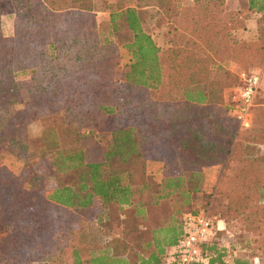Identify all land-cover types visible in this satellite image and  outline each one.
Instances as JSON below:
<instances>
[{
    "label": "trees",
    "instance_id": "16d2710c",
    "mask_svg": "<svg viewBox=\"0 0 264 264\" xmlns=\"http://www.w3.org/2000/svg\"><path fill=\"white\" fill-rule=\"evenodd\" d=\"M11 1L13 34L0 35V150L24 161L19 175L0 162V264H15L18 249L24 251L20 264H33L28 242L49 220L69 249L70 264H164L166 248L180 235L182 215L191 211L185 209L186 175L196 191L209 166L218 167L214 189L227 197L231 212L264 204V102L258 96L264 85L256 89L251 126L240 129L227 114L232 83L212 77L192 50L158 49L143 23L149 7L175 22L188 14L194 41L227 55L230 71L251 69L247 65L259 59L264 64L263 28L254 41L228 43L223 26L208 19L217 0H205L198 10L194 3L176 9L172 0H117L108 28L131 35L124 43L131 60L117 80L111 75L110 42L87 25L93 0ZM247 8L264 16V0H247ZM25 71L31 77L29 101L21 99L15 81ZM158 92L162 96L155 97ZM58 109L63 126L110 113L109 132L95 140L92 128L58 129L53 121L31 135L48 157L42 168L32 167L26 158L35 151L24 124L36 116L53 120ZM94 150L100 152L97 159L90 157ZM147 159L164 164L159 184L145 178ZM95 203L107 209L103 226L86 217ZM68 215L75 217V229L65 222ZM54 250L36 262L59 263ZM207 250L214 254L211 263L220 260L214 245ZM234 263L251 262L238 256Z\"/></svg>",
    "mask_w": 264,
    "mask_h": 264
},
{
    "label": "rangeland",
    "instance_id": "374dc122",
    "mask_svg": "<svg viewBox=\"0 0 264 264\" xmlns=\"http://www.w3.org/2000/svg\"><path fill=\"white\" fill-rule=\"evenodd\" d=\"M117 0H93L92 11L88 14V27L95 28L98 32L99 39L109 41L114 54L111 60L112 68V78L117 80H122L123 72L126 66L130 63L131 57L129 52L124 46L130 39V32L119 31L117 33L112 32L108 28V12L115 4ZM174 2L175 8L178 9L181 6H191L193 3L196 10L198 6L200 7L205 3V0H172ZM217 7L214 10L208 12V19L211 21H218L224 28V37L228 43L240 42V41H254L257 39V29L261 27L264 29V22L257 24L256 20L260 17V20H264V16L261 17L262 13H257L254 10L247 8V0H217ZM150 10L145 16L143 29L152 38L158 49L164 50L169 47H175L177 49L192 50V53L206 64L207 70L211 73V76L215 79L224 77L226 83H232L234 81V71L229 69V57L226 55H218L212 50H208L194 41V37L191 35L190 31L187 29L189 26V15H183V17L178 16L177 22L173 21L172 18L166 19L162 18L163 14L155 7H149ZM199 17V11L196 13ZM15 18L14 6L11 0H0V35L3 37H9L13 34V19ZM172 19V20H171ZM185 27L186 29H184ZM204 56L209 57L210 62L203 61ZM248 68H261L264 69V64L261 59L256 63L248 64ZM199 68V66H198ZM228 69V70H227ZM15 81L19 87L21 93V99L23 101H29V85L31 83L30 74L27 71L18 72L15 76ZM225 83V84H226ZM264 85V78L261 81ZM261 85V86H262ZM155 97L162 96L161 92L153 94ZM259 101L264 102V89L260 91L258 95ZM35 103L38 106L42 105L40 99H36ZM55 116L49 117H33L31 120L24 124L25 134L31 138L30 151L32 154L26 158V162L35 168H42L43 163L48 160L46 153L40 150L38 137H31V135L41 132L45 126L51 122L60 123V110H56ZM109 123V115L95 116L94 119L92 115L87 116L86 121L74 125H61L59 127H64L65 129H75L78 131H84L86 129L92 128L98 132H106ZM56 125V124H55ZM257 149L258 146H253ZM247 152L248 150L245 149ZM238 152H244L242 148H238ZM23 159L16 157L8 151L0 150V162L4 165L9 172L13 175H19L23 168ZM38 168V169H39ZM187 179L185 181L186 188L188 190V202L185 209H204L207 214L215 220H221L219 226L221 230L216 232L215 235V247L220 252L224 249H232L235 246L239 248L238 256L241 258H246L250 262L256 259V264H264V204L260 201L255 202L253 205L256 208L249 210V207L242 210V213L236 211H230L227 208L228 200L225 195H220L215 191V186L220 177L218 174V167L216 165L209 166L205 168L203 174H201V183L198 185V190H191L192 182L189 180V175H186ZM153 181V180H152ZM202 182H204L202 186ZM202 187V188H201ZM251 206V205H250ZM100 209H90L88 210L86 217L89 219L90 224L96 226L104 225V218H100ZM50 213L56 214V218L61 215L58 211L50 210ZM55 218L54 216H52ZM49 217L48 219H53ZM74 216L68 215L67 224L71 225L75 229ZM55 222L52 220L48 221V226L42 232L36 233L32 241L28 242L27 252L33 258V264H39L40 259L45 254L51 252L54 247L53 252L55 258L54 260L59 263L56 264H70L68 262V247L64 248V242L62 238L58 235H54ZM55 238H57V243H54ZM24 240V238H22ZM61 241V242H60ZM48 246V247H45ZM23 250L18 249L15 258V264L21 263V257L23 255ZM256 255V257L251 258V256ZM54 264V263H53Z\"/></svg>",
    "mask_w": 264,
    "mask_h": 264
},
{
    "label": "built area",
    "instance_id": "2783aa9c",
    "mask_svg": "<svg viewBox=\"0 0 264 264\" xmlns=\"http://www.w3.org/2000/svg\"><path fill=\"white\" fill-rule=\"evenodd\" d=\"M234 77L226 92L227 114L240 129H247L252 123L251 109L256 89L264 78V69H236ZM220 221H213L204 209L185 212L180 219V235L165 250L164 264H235L239 252L236 246L220 251V260L210 262L214 254L207 248L215 246L216 232L221 230ZM250 264H256V259Z\"/></svg>",
    "mask_w": 264,
    "mask_h": 264
},
{
    "label": "crops",
    "instance_id": "0c3cea01",
    "mask_svg": "<svg viewBox=\"0 0 264 264\" xmlns=\"http://www.w3.org/2000/svg\"><path fill=\"white\" fill-rule=\"evenodd\" d=\"M105 115H109V123H108V128L106 130V132H98L96 129L94 131L93 129V133L95 136V140L100 139V135L101 134H106L109 132V127H110V121H111V114L107 113ZM100 155V152L98 151H93L91 156L93 159H97ZM163 162L157 159H147L145 161V165H144V174H145V178L146 180L150 183V184H159L161 182L162 179V175H163ZM153 180V181H152ZM122 207L124 209H126V205H122ZM100 209V214L99 217L100 218H104L106 216V212L107 209L104 205H98L97 203H95L93 206H90L89 208H87V211L90 209Z\"/></svg>",
    "mask_w": 264,
    "mask_h": 264
}]
</instances>
